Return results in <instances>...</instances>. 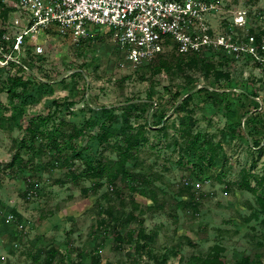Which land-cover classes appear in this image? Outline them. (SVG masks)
Listing matches in <instances>:
<instances>
[{"label": "rangeland", "instance_id": "rangeland-1", "mask_svg": "<svg viewBox=\"0 0 264 264\" xmlns=\"http://www.w3.org/2000/svg\"><path fill=\"white\" fill-rule=\"evenodd\" d=\"M217 1L219 9L208 17L213 34L228 32L243 39L264 31V0ZM1 23L9 34L8 44L18 27ZM88 28L98 38L75 44L57 31H42L24 42L13 57L24 60L40 78L54 80L51 98L69 96L78 101L64 114L73 122L83 121L81 109L87 106L129 105L123 114H129L134 124L144 122L146 115L150 122L166 115L164 132L158 133L157 125L148 128L150 143L142 148L134 171L152 181L143 195L141 188L132 190L126 181L86 178L80 160L69 173L48 169L46 156L41 161L48 173L43 175L35 171L40 160L35 165L23 163V170L11 169L2 183L11 179L6 188L14 202L13 212L28 227L25 232L14 225L0 228L4 233L0 264H75L98 257L100 264H206L213 248L220 250L224 264H238L246 256L252 257L249 264H264V214L256 195L242 186L246 176L264 174V62L243 57L230 67L221 66L229 56L206 51L197 58L207 57L216 69L230 72L229 79L218 80L206 77L198 61L185 60L179 69L177 48L165 46L156 57L134 68L105 26L89 24ZM28 45L30 52L43 46V61L27 60ZM0 60V103L5 108L0 110V157L10 162L24 131L13 107L7 106V79L13 68ZM163 61L170 71L153 72L151 65ZM61 79L62 83H55ZM187 93L193 97L189 103L183 102ZM46 98L28 106L25 114L43 113ZM186 132L202 135L197 156L188 147L183 151L178 146L188 138ZM255 139L262 141V149L253 146ZM103 152V157L115 158L109 148ZM203 156L207 157L204 162ZM202 163L208 166L203 168ZM35 183L36 193L28 198V185ZM2 204L0 216L11 211V205ZM121 228L125 232L121 231L120 241ZM131 230L136 234L128 233ZM139 230L144 231L142 239L136 236ZM143 243L146 246L141 247ZM50 250H57L52 261H48Z\"/></svg>", "mask_w": 264, "mask_h": 264}, {"label": "trees", "instance_id": "trees-1", "mask_svg": "<svg viewBox=\"0 0 264 264\" xmlns=\"http://www.w3.org/2000/svg\"><path fill=\"white\" fill-rule=\"evenodd\" d=\"M12 10L11 7L7 6L3 0H0V21L6 22L9 13ZM0 22V59H4V55L10 52V47L13 41H9L8 44L2 39V34L6 32V29L2 27ZM47 33H54L56 31L46 30ZM257 37V41L261 42L264 39V31L260 33H253ZM65 37V36H63ZM67 37V36H66ZM98 38V36L91 35V38ZM69 38V37H68ZM70 39V38H69ZM26 39L25 42H27ZM10 45V46H9ZM30 45L27 48L26 58L29 62L43 61V57L36 52H30ZM206 51H217L221 52L222 56H226L224 51L215 48H204L197 52H191L188 54H180L177 61V66L181 69V65L184 61L200 62L204 68V74L206 77L213 76L215 79L220 80L221 78H230V72L223 68L216 69L212 61H209L207 57L204 59H198L197 57L206 53ZM156 57V56H155ZM227 57V56H226ZM161 59V58H160ZM159 59V61H160ZM23 63L26 64L24 60ZM163 63V64H161ZM222 63V62H221ZM236 62L231 57H227L221 66L228 64V67L234 65ZM9 67L12 69L8 73L7 79V96L9 101L13 104V114L15 118H18V125L23 129V136L17 140L15 153L8 167L15 165L18 168H24L23 163L30 162L33 157L46 156L48 162L46 163L52 168L66 169V171L72 170L74 162L80 160L83 163L84 169L81 174L89 179H106L109 182L126 181L132 190L140 189V193L145 195V188L152 180L147 175L141 172H134L137 169L138 162L140 160V153L142 148L150 143V136L148 135L151 131L149 127L160 126L158 133L166 130V124L163 122L166 115H162L158 122L148 121V116L144 122H132L129 114H123L129 105H121L119 107L107 108V106H101L100 108H93L87 106L82 108L81 111L84 113L82 122H73L64 115L65 112H69L74 105L78 104L74 98L65 96L62 98H51L50 92L54 90L51 88L53 79L40 78L30 69L26 70L21 64L14 61H8ZM152 71L160 73L163 70L170 71V66L166 62H159L153 65ZM80 74V70L77 71ZM64 79L58 80L57 83H62ZM54 87V86H52ZM205 88H200L198 91H204ZM47 96L45 100L46 109L49 110L47 114H33L28 119H25L24 115L28 106H34L41 102L44 96ZM252 97V102L259 107L260 103L255 96ZM192 93H187L183 102L189 103L192 99ZM144 109L147 108V103H144ZM143 109V112L145 113ZM90 112L87 116L86 111ZM119 111L120 114H117ZM188 138L185 140L183 145H178L183 151L185 147L193 151V155L197 156V147L201 141L202 135L197 133L194 136L190 132H186ZM253 146L257 149H262V141L255 139ZM109 148L111 152L115 154L113 157H103V150ZM23 151L25 153L32 154L28 160H25ZM213 156H211L210 159ZM184 158V157H183ZM207 159L203 156L201 160L203 162ZM209 159V158H208ZM39 164L35 171L39 175H43V168ZM44 165V164H43ZM203 168H206V163L201 164ZM44 167V166H43ZM23 170V169H21ZM45 173V172H43ZM72 178H77L74 172H71ZM255 178L256 185L252 186V178ZM38 183L29 184L30 188ZM242 186L248 191L256 195L257 203L260 211L264 214V174L261 176L248 175L243 179ZM15 213V212H14ZM17 215V213H15ZM264 223V219L262 220ZM103 224V223H102ZM101 224V225H102ZM98 223V227H102ZM120 234L118 235L119 240L125 232L124 228H121ZM135 230H131L128 233L135 235ZM144 231L139 230L136 236L144 238ZM139 246V244H138ZM146 246L145 243L141 247ZM14 247V246H13ZM15 248V247H14ZM48 261L56 258L57 250H50L48 252ZM220 250L213 248V252L210 256L205 259L206 264H224L223 260L219 258ZM99 258V257H98ZM94 259L91 262L78 261L75 264H100V259ZM252 262L251 256H246L238 264H249Z\"/></svg>", "mask_w": 264, "mask_h": 264}, {"label": "built area", "instance_id": "built-area-1", "mask_svg": "<svg viewBox=\"0 0 264 264\" xmlns=\"http://www.w3.org/2000/svg\"><path fill=\"white\" fill-rule=\"evenodd\" d=\"M12 8L7 19L18 27L12 36L10 52L4 60L14 61L29 70L20 57L13 54L21 50L26 39H33L42 31L53 30L68 36L75 44L91 38L88 25L105 26L112 42L124 52V58L134 68L154 58L165 46L176 47L181 54L204 48L221 49L238 62L249 57L264 62V39L257 41L254 34L239 39L228 32L213 34L208 17L219 9L217 0H3ZM10 18V16H12ZM23 27L22 30L20 28ZM9 38L8 32L2 39ZM2 48H0V51ZM42 45L35 47L43 53ZM0 63H3L0 60ZM121 65L125 66L123 62ZM2 166V165H1ZM0 166V167H1ZM37 186L28 189V198ZM6 222L20 232L28 224L13 212ZM18 247V243L14 244ZM4 258V257H2Z\"/></svg>", "mask_w": 264, "mask_h": 264}, {"label": "crops", "instance_id": "crops-1", "mask_svg": "<svg viewBox=\"0 0 264 264\" xmlns=\"http://www.w3.org/2000/svg\"><path fill=\"white\" fill-rule=\"evenodd\" d=\"M40 104V103H39ZM38 105V104H37ZM7 106H9V107H12L13 106V104L9 101V103H8V105ZM34 106H36V105H34ZM2 109H5L3 106H2V104L0 103V110H2ZM44 110L46 111H44L43 113H41V114H47V112L49 111V110H47L46 109V105L44 104ZM30 111H33V112H30L31 114L30 115H27V114H25L24 115V117H25V119H28V117H30L31 115H33V114H37V113H34V111L35 110H30ZM1 153V152H0ZM5 155H7V154H5ZM27 156H29V158L30 157H32V154H31V152L29 153H27ZM2 157H8V156H4V154H3V156ZM24 157H26V155H24ZM41 158L43 159V156H41V157H37V156H35V157H33L32 158V160L29 162V164H34V161H36V162H38L39 160H40V164L42 165L41 166V168H43V162L41 161ZM5 159H7V158H5ZM5 159H3L2 160V158L0 157V206L1 207H5V205H1V203H7V204H9V205H11V206H8L9 208H11L10 210L11 211H9V213L10 212H13V209L15 210V208H13V204L12 203H14L13 202V200H11L10 201V194H9V192H8V189L6 188V184L8 183V182H10L11 181V179H9L8 178V181L6 182V183H2V182H4V177H5V173H8V175H9V171L12 169L13 171H16V170H21L20 168H18V166L17 165H15V166H13V167H8V161H6ZM4 162V163H3ZM35 165V164H34ZM46 168V167H45ZM49 168H52V166L51 167H48V169ZM35 170H36V168H35ZM26 172V171H25ZM43 172H45V173H48V170L47 169H44L43 168ZM13 176V175H12ZM9 177H10V175H9ZM12 178V177H11ZM28 188H29V186H28ZM7 189V190H6ZM26 195V194H25ZM12 197V196H11ZM1 210V209H0ZM16 211V210H15ZM14 213V212H13ZM6 217H7V214H5L4 216L2 215V216H0V228H5L6 226H7V228H9L8 226H10V225H12V224H9V223H7L6 222ZM17 217L19 218V216L17 215ZM20 219V218H19ZM22 220V219H21ZM3 231V230H2ZM1 231V232H2ZM0 232V236L2 235V234H4V233H1Z\"/></svg>", "mask_w": 264, "mask_h": 264}]
</instances>
